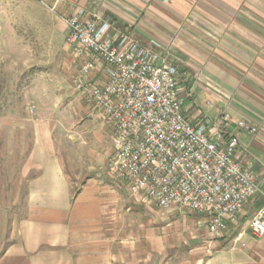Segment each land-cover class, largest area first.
<instances>
[{"label":"crops","instance_id":"obj_1","mask_svg":"<svg viewBox=\"0 0 264 264\" xmlns=\"http://www.w3.org/2000/svg\"><path fill=\"white\" fill-rule=\"evenodd\" d=\"M50 1L64 16L80 6L129 26L144 42L159 44L192 90L188 116L195 122L202 113L216 121L228 114L233 122L225 133L238 138L240 158L255 171L264 169V0ZM239 120L257 131L240 129ZM52 133L49 122L36 127L28 158V170L36 173L27 183L24 213L10 226L8 243L0 250V264L159 261L167 251L162 228H147L140 215L132 223L121 213L130 209L128 189L127 196L119 195L113 184L95 178L74 189ZM259 205L256 199L241 211L252 207L253 214ZM242 237L238 232L232 244L217 246L191 264H264V235L256 243L245 237V246L237 243Z\"/></svg>","mask_w":264,"mask_h":264},{"label":"built area","instance_id":"obj_2","mask_svg":"<svg viewBox=\"0 0 264 264\" xmlns=\"http://www.w3.org/2000/svg\"><path fill=\"white\" fill-rule=\"evenodd\" d=\"M63 20L79 63L74 88L112 131L110 174L147 205L203 215L215 236L259 199L247 228L263 236L264 169L255 171L240 158L238 138L225 133L233 122L229 115L213 121L199 113L194 122L186 107L193 94L182 70L159 44L133 36L129 26L80 6Z\"/></svg>","mask_w":264,"mask_h":264},{"label":"rangeland","instance_id":"obj_3","mask_svg":"<svg viewBox=\"0 0 264 264\" xmlns=\"http://www.w3.org/2000/svg\"><path fill=\"white\" fill-rule=\"evenodd\" d=\"M64 17L50 0L45 4L0 0V250L8 243L10 226L24 213L27 183L36 173L28 170L29 153L36 127L45 121L51 125L58 155L74 189L95 178L113 184L119 195L127 193L126 185L107 167L110 127L74 88L79 63L66 40ZM127 201L130 209L121 213L129 215L132 223L140 215L147 228H162L167 247L159 261L148 258L133 264H191L197 257L232 244L238 232H243L237 240L241 246H245V237L255 243L263 238L247 228L252 207L240 211L236 224L215 236L208 232L201 214L159 209L131 195Z\"/></svg>","mask_w":264,"mask_h":264}]
</instances>
